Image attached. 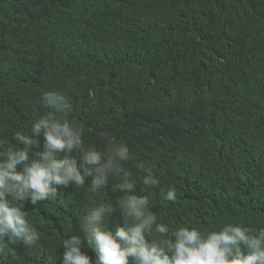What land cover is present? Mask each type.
I'll use <instances>...</instances> for the list:
<instances>
[{
  "label": "trees",
  "instance_id": "obj_1",
  "mask_svg": "<svg viewBox=\"0 0 264 264\" xmlns=\"http://www.w3.org/2000/svg\"><path fill=\"white\" fill-rule=\"evenodd\" d=\"M45 90L69 99L63 118L83 130L84 149L101 150L103 131L130 159L107 198L103 188L86 196L89 176L21 205L40 239L9 245L0 264H53L63 239L83 236L76 219L88 207L121 198L111 186L122 179L170 229H264V0H0L3 148L20 147L14 135L45 114ZM138 162L159 187L142 183ZM169 186L174 202L161 194Z\"/></svg>",
  "mask_w": 264,
  "mask_h": 264
},
{
  "label": "clouds",
  "instance_id": "obj_2",
  "mask_svg": "<svg viewBox=\"0 0 264 264\" xmlns=\"http://www.w3.org/2000/svg\"><path fill=\"white\" fill-rule=\"evenodd\" d=\"M40 104L46 112L29 121L30 134L13 137L20 147L5 149L0 145V254L9 245L22 242L33 246L40 239L21 205L55 200L58 188L84 185L89 176L92 181L87 184L86 196L103 188L100 194L107 198L109 178L122 171L121 163L130 159L126 144L103 131L97 133L104 141L101 150L84 149L83 130L63 118L72 110L66 95L45 90ZM73 152H78L79 158ZM136 167L145 173V186L159 187L155 173L139 162ZM134 189V183L119 180L111 192L123 194L120 199L88 207L76 219L83 236L63 239V251L53 254V264L57 260L60 264H264V229L251 233L234 223L206 233L197 227L170 229L149 210L148 197L135 194ZM161 194L167 201L177 198L174 186ZM115 212L123 226L117 222L113 229L109 225ZM85 241L94 260L83 250Z\"/></svg>",
  "mask_w": 264,
  "mask_h": 264
},
{
  "label": "bare ground",
  "instance_id": "obj_3",
  "mask_svg": "<svg viewBox=\"0 0 264 264\" xmlns=\"http://www.w3.org/2000/svg\"><path fill=\"white\" fill-rule=\"evenodd\" d=\"M247 159V158H246ZM162 166V165H161ZM131 169V168H130ZM125 172V171H124ZM140 182V181H139ZM50 241V240H49ZM44 259V258H43Z\"/></svg>",
  "mask_w": 264,
  "mask_h": 264
}]
</instances>
